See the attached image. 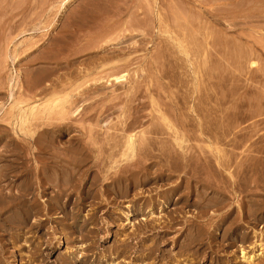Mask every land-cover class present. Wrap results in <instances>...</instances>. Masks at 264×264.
<instances>
[{"label":"rangeland","instance_id":"obj_1","mask_svg":"<svg viewBox=\"0 0 264 264\" xmlns=\"http://www.w3.org/2000/svg\"><path fill=\"white\" fill-rule=\"evenodd\" d=\"M0 197V264H264V0H0Z\"/></svg>","mask_w":264,"mask_h":264},{"label":"bare ground","instance_id":"obj_2","mask_svg":"<svg viewBox=\"0 0 264 264\" xmlns=\"http://www.w3.org/2000/svg\"><path fill=\"white\" fill-rule=\"evenodd\" d=\"M65 1H66V0H65ZM63 2H64V1H63ZM114 4H115V3H114ZM63 6H64V5H63ZM113 7H114V6H113ZM130 30H131V28H130ZM121 68H122V67H121ZM126 140H127V139H126ZM135 141H136V140H135ZM135 141H134V139H133V141L130 140V142H129V141L127 142V147H128L131 151L135 150V147H136V146H135ZM128 152H129V151H128ZM137 163H138V162H137ZM7 198H8V197H7ZM7 198H6V197H5V198L0 197V207H1V206H4V204L6 203V200L8 201ZM23 200H24V199H22V201H23ZM22 201H21V202H22ZM22 203H23V202H22ZM6 205H7V204H6ZM29 208H30V207H29ZM21 209H22V211H23V208H21ZM25 209H26V208H25ZM27 210H28V209H27ZM29 210H30V209H29ZM29 210H28V211H29ZM24 211H25V210H24ZM26 213L29 214L30 211H29V212L26 211ZM23 214H24V213H23ZM27 214H26V215H27ZM30 214H31V213H30ZM30 214H29V215H30ZM17 216H18V215H17ZM19 216H20V215H19ZM20 217H21V216H20ZM27 217H29V216H27ZM21 218H23V221L20 223V225H22V226H24V224L26 225V224H27L26 221L28 220V218H26V216H25V218H24V217H21ZM21 218H20V219H21ZM20 229H21V228H20ZM41 253H42V252H41ZM36 254H37V253H36ZM36 254H35V255H36ZM74 258H75V257H74ZM71 260H72V259H71ZM82 260H83V259H82ZM83 261H84V260H83ZM70 262H71V261H70ZM67 263H68V262H67ZM82 263H83V262H82Z\"/></svg>","mask_w":264,"mask_h":264}]
</instances>
